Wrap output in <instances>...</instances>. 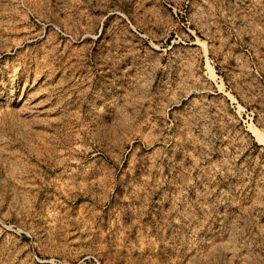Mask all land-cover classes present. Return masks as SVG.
Returning <instances> with one entry per match:
<instances>
[{
    "label": "rangeland",
    "instance_id": "rangeland-1",
    "mask_svg": "<svg viewBox=\"0 0 264 264\" xmlns=\"http://www.w3.org/2000/svg\"><path fill=\"white\" fill-rule=\"evenodd\" d=\"M0 264H264V0H0Z\"/></svg>",
    "mask_w": 264,
    "mask_h": 264
},
{
    "label": "bare ground",
    "instance_id": "bare-ground-1",
    "mask_svg": "<svg viewBox=\"0 0 264 264\" xmlns=\"http://www.w3.org/2000/svg\"><path fill=\"white\" fill-rule=\"evenodd\" d=\"M212 75V74H211Z\"/></svg>",
    "mask_w": 264,
    "mask_h": 264
}]
</instances>
